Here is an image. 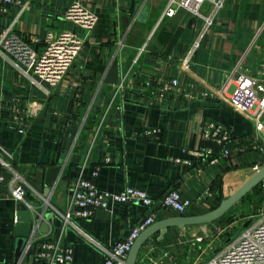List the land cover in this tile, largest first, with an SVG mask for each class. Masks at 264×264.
<instances>
[{
  "label": "crops",
  "instance_id": "crops-1",
  "mask_svg": "<svg viewBox=\"0 0 264 264\" xmlns=\"http://www.w3.org/2000/svg\"><path fill=\"white\" fill-rule=\"evenodd\" d=\"M72 1L18 0L7 12L0 10V146L12 154L18 172L32 181L36 190L29 192L38 199L47 168L63 167L48 211L66 210L73 182L92 178L97 171L95 180L102 190L131 186L160 200L177 188L191 201L186 214H200L256 172L255 166L264 162L257 108L241 113L229 106V97L233 72L252 74L264 87V0H225L188 66L184 58L201 23L189 10L179 8L162 18L167 0H80L98 17L86 32L66 18ZM145 9L147 18L140 21ZM69 30L85 40L84 46L61 82L44 90L14 67L17 58L2 45L6 36L17 34L39 49L49 31ZM145 42L146 49L134 62ZM115 60L120 83L108 84L102 104L96 106L98 89ZM172 77L179 79L180 87L156 97L149 85ZM16 104L23 123L15 119ZM209 122L230 131L225 144L229 156H223L217 144H211L215 156L196 157L186 151L208 145L203 130ZM23 124L26 132L20 134ZM70 126L78 131L72 148L65 150L63 139ZM18 203L8 184L0 185V264L37 262L33 252L16 261ZM152 214L155 222L179 215L159 204L112 203L78 224L100 244L111 246ZM62 224L57 215L51 231L40 237L72 246L69 264L103 263L97 244L72 226L62 229ZM196 229L169 228L163 240L160 233L153 235L140 251V257L147 255L144 264H204V254L190 241ZM165 252L169 257H163Z\"/></svg>",
  "mask_w": 264,
  "mask_h": 264
},
{
  "label": "built area",
  "instance_id": "built-area-1",
  "mask_svg": "<svg viewBox=\"0 0 264 264\" xmlns=\"http://www.w3.org/2000/svg\"><path fill=\"white\" fill-rule=\"evenodd\" d=\"M17 2L18 0H0V10L7 12ZM224 2L225 0H167L162 18L173 16L179 8H185L201 20L194 40L184 58L186 66L189 65L196 50L201 47ZM66 18L86 32H90L98 21L97 15L86 9L80 0L72 1ZM31 41L22 35L9 34L1 44L17 58V61H12L14 67L43 90L48 86L56 87L61 82L79 56L85 42L76 31L70 30L49 31L39 49L33 48ZM146 46L147 42L139 49L134 62L139 60ZM231 80H233V84L231 85L229 106L244 114L257 108L256 130L264 136V87L252 74L243 71L233 72ZM149 87L156 97L164 98L178 89L180 82L177 77H172L155 85L150 84ZM14 112L16 113L15 119L22 121L17 104L14 106ZM18 132L20 134L26 132L24 124L18 129ZM203 138L208 145L198 150L186 151L196 157L215 156L216 151L211 144H217L221 148L222 155L229 156L230 150L225 144L231 139V133L222 124L209 122L203 130ZM11 160L12 154L0 146V185L7 183L13 200L26 202V194L36 189L29 178L18 172ZM260 167L259 165L255 166V170L257 171ZM6 172L9 174L8 176ZM97 176L98 172L95 171L92 178H79L73 182L69 207L66 210L53 209L55 214L63 220L62 229L72 226L85 239L100 247L103 254L102 264H126L132 245L141 232L155 222V215L146 217L142 222L132 227L123 240L117 241L111 246L100 244L86 233L78 224L81 219L93 217L98 209H108L112 203H138L144 206L159 204L160 207L172 210L179 215L186 214L191 205V201L183 199L177 188H172L160 200H156L146 190L131 186L117 192L102 190L96 183ZM261 186L264 189V181ZM246 222L249 223L245 226ZM243 224V232L236 238L231 237V240L226 245L219 247L216 254L204 264H264V201L258 205L248 219L244 220ZM37 227L38 224L35 223L33 234ZM226 235L221 242L226 239ZM228 235L231 236L232 232ZM197 239V241H201L202 237ZM206 251L207 247L203 248L200 255ZM30 252L34 253L37 259L36 264H69L74 258L72 246L61 245L59 239L47 236L41 238L31 235L25 247V253L29 254ZM163 257H169V252H165ZM146 259L147 255L145 254L139 257L137 262L144 264Z\"/></svg>",
  "mask_w": 264,
  "mask_h": 264
},
{
  "label": "water",
  "instance_id": "water-1",
  "mask_svg": "<svg viewBox=\"0 0 264 264\" xmlns=\"http://www.w3.org/2000/svg\"><path fill=\"white\" fill-rule=\"evenodd\" d=\"M148 15L147 9L142 10L139 15V20H146ZM120 83L118 60H115L108 71L103 83L100 85L96 98L95 105L102 104L106 88L108 84L117 85ZM77 127H68L66 129L63 148L70 150L77 134ZM63 161V159L61 160ZM63 167L50 166L46 170L44 189L41 199L31 195L30 192L26 194V202H19L17 204V244H16V261L25 253V247L31 235L39 237L41 234H47L51 231L57 215L54 212L48 211L49 197L59 181L60 174ZM264 181V162L261 167L240 187L232 192L227 197L223 198L220 203L213 209L200 214H184L173 215L164 219L158 220L144 229L138 238L135 240L132 248L127 256L126 264H137L140 257V251L144 244L153 235L160 233L159 240H163L169 228L178 227L184 228L187 226H199L213 224L215 221L223 217L234 205H236L245 195L252 189L260 185ZM258 206L254 207V210ZM38 224L36 232L33 234L34 225ZM249 222L245 223V226ZM231 240V236H227L224 244Z\"/></svg>",
  "mask_w": 264,
  "mask_h": 264
},
{
  "label": "rangeland",
  "instance_id": "rangeland-1",
  "mask_svg": "<svg viewBox=\"0 0 264 264\" xmlns=\"http://www.w3.org/2000/svg\"><path fill=\"white\" fill-rule=\"evenodd\" d=\"M263 201L264 189L261 185H258L213 224L197 226L196 233L191 236L190 241L193 248L198 245L199 253L207 247V251L203 255L204 263L216 254L219 247L226 245L224 244L226 239L221 242L225 234L229 236L228 234L232 232L231 237L236 238L243 232L244 220L248 219L254 211V207L261 205ZM199 237H202L201 241H197Z\"/></svg>",
  "mask_w": 264,
  "mask_h": 264
},
{
  "label": "trees",
  "instance_id": "trees-1",
  "mask_svg": "<svg viewBox=\"0 0 264 264\" xmlns=\"http://www.w3.org/2000/svg\"><path fill=\"white\" fill-rule=\"evenodd\" d=\"M260 185H261V184H260ZM222 199H223V198H221L220 201H221ZM219 203H220V202H219ZM215 207H216V206H215ZM213 208H214V207H213ZM213 208H212V209H213Z\"/></svg>",
  "mask_w": 264,
  "mask_h": 264
},
{
  "label": "bare ground",
  "instance_id": "bare-ground-1",
  "mask_svg": "<svg viewBox=\"0 0 264 264\" xmlns=\"http://www.w3.org/2000/svg\"><path fill=\"white\" fill-rule=\"evenodd\" d=\"M203 226H205V225H203Z\"/></svg>",
  "mask_w": 264,
  "mask_h": 264
}]
</instances>
